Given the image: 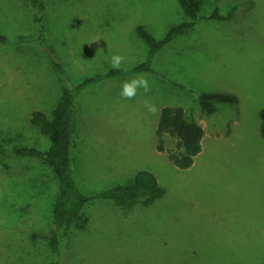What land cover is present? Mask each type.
<instances>
[{"label":"rangeland","instance_id":"rangeland-1","mask_svg":"<svg viewBox=\"0 0 264 264\" xmlns=\"http://www.w3.org/2000/svg\"><path fill=\"white\" fill-rule=\"evenodd\" d=\"M218 8L221 16L236 13L213 19ZM33 15L26 0H0V36L8 40L0 43V264L53 260L34 234L52 227L55 174L41 159L14 152L49 148L32 114L53 118L61 96ZM189 22L196 24L155 57L158 74L139 75L149 92L122 98L123 82L138 76L131 75L79 97L72 156L83 193L128 185L143 170L157 176L165 193L153 203H89L90 222L63 244L60 264H264V0H204L198 20L180 0H47L45 20L71 88L112 71L113 55L126 57L124 70L146 61L150 47L139 27L162 40ZM20 36L32 40L20 43ZM213 93L233 94L238 103L209 113L200 99ZM166 105L183 108L205 129L203 150L189 169L171 162L177 147L171 135L158 149L153 121Z\"/></svg>","mask_w":264,"mask_h":264},{"label":"trees","instance_id":"trees-1","mask_svg":"<svg viewBox=\"0 0 264 264\" xmlns=\"http://www.w3.org/2000/svg\"><path fill=\"white\" fill-rule=\"evenodd\" d=\"M33 12V21L39 27V43L44 48L50 64L58 75L61 96L57 107L53 112V118H49L41 111L32 114L31 122L34 127L48 136L50 146L42 150L36 146H23L14 149L18 157H32L44 161L53 171L56 177L58 191L53 208V223L47 233L34 234V238L47 243L52 251L51 264H60L58 260L62 246H67L77 231L84 230L89 222V216L85 207L95 200H112L118 205L135 204L138 202L153 203L161 199L165 190L160 185L157 176L148 170L140 171L134 181L128 185L106 189L94 195L83 193L73 169L72 147L74 137L79 128V97L82 93L95 85L119 77L141 74H158L153 67L155 57L168 44L178 36L191 29L196 23L189 22L172 29L165 38L157 40L152 33L144 27H139L138 33L149 44V52L146 61L131 70L115 69L103 74L90 77L71 88L66 81V74L61 57L54 41L48 37V29L45 23L47 18V0H26ZM204 0H180L181 7L186 14L198 20ZM219 8L213 15V19H231L236 10L229 16H221ZM30 36H20L18 42L28 43ZM7 38L0 36V43L6 44ZM238 98L230 93H213L201 96V107L214 113L219 104H236ZM261 135L264 138V109L260 112ZM171 135L177 147L170 153V160L180 169H189L195 162V158L203 150L205 129L198 122L189 119L187 112L181 107L165 106L160 114L157 136L159 138L158 149L164 151L163 136ZM62 255V254H61ZM60 259V258H59Z\"/></svg>","mask_w":264,"mask_h":264},{"label":"clouds","instance_id":"clouds-1","mask_svg":"<svg viewBox=\"0 0 264 264\" xmlns=\"http://www.w3.org/2000/svg\"><path fill=\"white\" fill-rule=\"evenodd\" d=\"M125 60L126 57L122 55H113L109 61V68L112 70L119 69ZM140 89H143V91L147 93L150 91V86L145 77L138 75L123 82L120 95L124 99L131 100L136 97ZM144 104L149 112H156L155 106L150 104L147 100L144 101Z\"/></svg>","mask_w":264,"mask_h":264},{"label":"crops","instance_id":"crops-1","mask_svg":"<svg viewBox=\"0 0 264 264\" xmlns=\"http://www.w3.org/2000/svg\"><path fill=\"white\" fill-rule=\"evenodd\" d=\"M167 106V105H166ZM165 106H162L161 107V109H160V111H159V113H157L156 114V116H155V118H154V127H152V129L154 128V129H158V125H159V118H160V114H161V111H162V109L164 108ZM123 114H124V111H121V113L119 112V113H117L116 115H118V118H119V121L120 122H123L125 119H124V116H123ZM113 116H115V115H113ZM80 120H81V116H80ZM108 120H110V119H108ZM111 121V120H110ZM79 130H80V127H79ZM156 134H157V132H156ZM158 137V136H157ZM155 147V146H154ZM156 148H157V144H156ZM134 179V178H133Z\"/></svg>","mask_w":264,"mask_h":264}]
</instances>
